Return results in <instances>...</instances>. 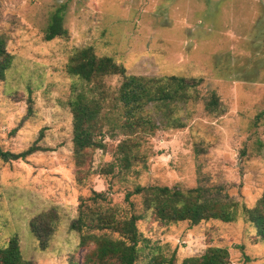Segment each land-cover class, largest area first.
I'll return each mask as SVG.
<instances>
[{
  "label": "rangeland",
  "instance_id": "1",
  "mask_svg": "<svg viewBox=\"0 0 264 264\" xmlns=\"http://www.w3.org/2000/svg\"><path fill=\"white\" fill-rule=\"evenodd\" d=\"M56 10L67 36L46 42ZM0 36L12 56L0 79V147L42 148L24 161H0V247L16 236L32 264L80 262L85 250L69 225L79 199L98 192L119 213L141 215L137 230L145 242L136 264L155 253H174L180 264L208 247L226 248L229 264H264V242L255 241L239 210L231 223L165 224L143 210L139 196L124 199L137 186L201 187L250 208L264 192V0H0ZM85 47L129 75L201 83L186 103L148 104L147 124L133 135L111 130L125 118L121 107L109 106L104 148L92 152L90 174L78 182L68 101L88 86L65 66ZM105 83L113 94L121 78ZM211 93L218 100L213 110L206 107ZM126 138L139 143L142 160L120 171L116 148ZM110 164L112 174H102ZM39 215L53 225L44 249L29 227Z\"/></svg>",
  "mask_w": 264,
  "mask_h": 264
},
{
  "label": "trees",
  "instance_id": "2",
  "mask_svg": "<svg viewBox=\"0 0 264 264\" xmlns=\"http://www.w3.org/2000/svg\"><path fill=\"white\" fill-rule=\"evenodd\" d=\"M62 10H56L44 34L48 42L56 37H66ZM12 56L6 51L5 40L0 36V79L10 68ZM65 72L88 86L86 93L75 92L69 99L72 127V159L75 177L82 182L90 174L91 154L102 149L105 111L109 106L121 107L123 121L111 130L120 129L128 135L143 129L147 120L142 111L148 104L168 107L172 103H186L193 100L201 79L177 76L145 77L129 75L123 66L109 56H97L91 47L76 49L68 58ZM118 76L121 83L115 93L105 83L108 77ZM75 91V90H74ZM73 91V92H74ZM218 100L211 93L207 108L216 109ZM143 132V131H141ZM139 143L131 138L121 141L116 148V167L128 171L142 160ZM42 151L36 143L20 153H11L0 147V161H24L30 155ZM114 165L102 169V174H112ZM139 196L144 211H150L154 220L169 224L187 222L194 226L202 221L218 220L231 223L238 210L244 220L255 229V241L264 242V192L250 208L226 201L206 189L195 187L186 191L160 186H137L126 193L124 199ZM76 217L69 230L78 234V247L85 252L80 262L70 260L68 264H136L139 244L144 243L137 230L141 215H123L116 208L108 206L103 193L93 192L89 197L79 199ZM39 215L30 224V231L41 249L46 248L47 238L53 231L52 219ZM0 264H32L23 258L18 239L12 236L5 246L0 247ZM146 264H176L175 254L164 256L151 254ZM180 264H229L226 248L208 247L197 257H189Z\"/></svg>",
  "mask_w": 264,
  "mask_h": 264
}]
</instances>
